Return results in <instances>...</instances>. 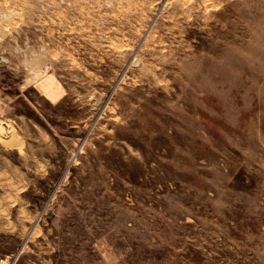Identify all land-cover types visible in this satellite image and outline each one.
<instances>
[{
  "label": "rangeland",
  "instance_id": "rangeland-1",
  "mask_svg": "<svg viewBox=\"0 0 264 264\" xmlns=\"http://www.w3.org/2000/svg\"><path fill=\"white\" fill-rule=\"evenodd\" d=\"M0 264H264V0H0Z\"/></svg>",
  "mask_w": 264,
  "mask_h": 264
},
{
  "label": "built area",
  "instance_id": "built-area-1",
  "mask_svg": "<svg viewBox=\"0 0 264 264\" xmlns=\"http://www.w3.org/2000/svg\"><path fill=\"white\" fill-rule=\"evenodd\" d=\"M5 127V126H4Z\"/></svg>",
  "mask_w": 264,
  "mask_h": 264
}]
</instances>
